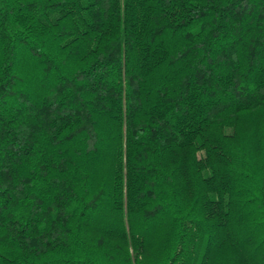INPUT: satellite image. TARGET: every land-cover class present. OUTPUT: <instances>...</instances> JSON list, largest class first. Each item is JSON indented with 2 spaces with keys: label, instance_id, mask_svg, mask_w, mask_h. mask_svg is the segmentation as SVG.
Instances as JSON below:
<instances>
[{
  "label": "trees",
  "instance_id": "trees-1",
  "mask_svg": "<svg viewBox=\"0 0 264 264\" xmlns=\"http://www.w3.org/2000/svg\"><path fill=\"white\" fill-rule=\"evenodd\" d=\"M0 264H264V0H0Z\"/></svg>",
  "mask_w": 264,
  "mask_h": 264
}]
</instances>
